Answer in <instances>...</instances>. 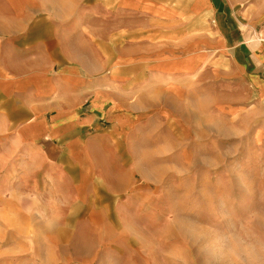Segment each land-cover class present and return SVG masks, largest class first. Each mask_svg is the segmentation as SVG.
I'll return each instance as SVG.
<instances>
[{
    "label": "crops",
    "instance_id": "1",
    "mask_svg": "<svg viewBox=\"0 0 264 264\" xmlns=\"http://www.w3.org/2000/svg\"><path fill=\"white\" fill-rule=\"evenodd\" d=\"M70 1L62 13L58 0H0V197L12 208L66 230L117 213L136 184L131 151L184 153L191 102L264 141V0H82L80 15Z\"/></svg>",
    "mask_w": 264,
    "mask_h": 264
},
{
    "label": "rangeland",
    "instance_id": "2",
    "mask_svg": "<svg viewBox=\"0 0 264 264\" xmlns=\"http://www.w3.org/2000/svg\"><path fill=\"white\" fill-rule=\"evenodd\" d=\"M81 1L67 8L80 15ZM189 106L184 153L131 151L136 184L117 213L90 211L53 229L0 197V264H264V141L225 108Z\"/></svg>",
    "mask_w": 264,
    "mask_h": 264
},
{
    "label": "bare ground",
    "instance_id": "3",
    "mask_svg": "<svg viewBox=\"0 0 264 264\" xmlns=\"http://www.w3.org/2000/svg\"><path fill=\"white\" fill-rule=\"evenodd\" d=\"M261 252V251H260ZM262 253V252H261Z\"/></svg>",
    "mask_w": 264,
    "mask_h": 264
}]
</instances>
